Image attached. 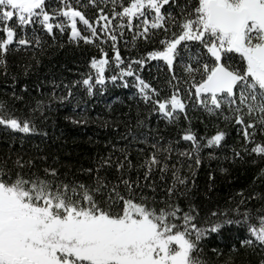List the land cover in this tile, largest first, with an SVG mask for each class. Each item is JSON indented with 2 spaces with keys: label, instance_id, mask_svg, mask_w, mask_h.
<instances>
[{
  "label": "trees",
  "instance_id": "1",
  "mask_svg": "<svg viewBox=\"0 0 264 264\" xmlns=\"http://www.w3.org/2000/svg\"><path fill=\"white\" fill-rule=\"evenodd\" d=\"M66 2L85 15L97 35L88 42L84 41L82 37L92 33L77 17L80 37H72L71 27L62 14L59 18L50 19L54 25L51 34L39 23L17 32L15 40L26 36L32 43L17 47L14 42L10 46L5 57L7 74L0 66V103L21 120L28 119L33 130L22 133L0 125V164H6L14 173L19 171L26 177L35 172L41 178L70 185L74 182L93 184L96 175L106 178V182L118 183L121 173L115 168V162L124 159L120 149H126L127 160L131 161L132 167L128 168L125 163L124 177L133 183L136 198L148 197V203L157 211L178 205L180 216L190 212L194 222L205 228L216 221L241 220L244 211H249L248 220L242 224L222 223L216 232L209 231L202 237L198 254L205 264H226L227 261L230 264H261L264 246L255 241L247 229L253 225L258 228V218L264 216V174H260L264 168V156L251 152V145L245 151L242 126L238 128L234 120L226 121L219 113L209 114L196 104L194 88L191 90L193 96L189 98V84L186 83L189 78L183 71V65L189 63L190 54L196 55L198 42H188L189 50L183 47L184 42L177 46L173 72H170L163 59H149L146 53L157 49L160 41L165 36L171 38L177 29L169 27L166 33L163 28L151 29L149 25V36L145 39L137 35L145 27L143 17H134L132 28L127 26L125 17L123 28H118L116 25L121 23V19L111 17V0H96L98 8L103 9L111 20L108 33L117 37L112 41L107 33L101 31L106 24L102 19L97 20L100 15L97 7L88 4V0ZM121 2L116 0V11H120ZM188 2L170 0L169 4L162 6V11L165 14L172 12L179 18L180 7ZM45 4L46 10L51 12L60 6V0H45ZM153 15L148 16L149 20ZM61 20L65 24L63 31L55 27ZM37 35L41 39L39 47L35 44ZM101 49L108 61L104 66L106 79L103 88L95 82L98 70L91 68L90 63L93 57L100 58ZM116 51L120 54L119 66L115 60ZM140 59H144L143 64L137 62ZM238 60L237 55L231 63L236 66ZM129 65L133 75L127 74ZM121 66L126 70L123 74L120 73ZM173 74L177 79L172 78ZM85 76L92 78V94L82 83ZM112 76L117 79H107ZM136 76L157 89L158 98L171 96L173 86L179 88L185 110H177V120L169 122L158 110H152V102L146 103L140 97ZM73 81L80 83L74 84ZM65 85L71 88V96ZM54 87L55 97L52 96ZM60 96L65 99L60 100ZM37 100L44 101L40 109L36 108ZM224 114H227V105ZM138 121L142 123L138 124ZM189 128L201 144L199 166L195 164L192 141L182 138L183 131ZM217 130L225 132L221 143L208 145L204 138ZM254 139L264 141L260 126L256 127ZM169 142L171 152L158 153L161 165L154 166L145 178L144 172L148 169L143 162L154 151L151 145L160 147L169 145ZM234 149L239 151L238 157L234 155ZM185 151L191 152L192 158L180 155ZM209 153H212L211 157ZM17 157L22 162L31 160L32 163L18 169L14 164ZM109 157L111 165L101 167V159ZM164 164L168 167L162 172ZM45 168H55L57 176L46 175ZM88 169L92 172L89 173ZM173 172L178 178L175 184ZM180 180L184 183H179ZM169 187H174L171 196ZM118 190L127 194L122 184ZM237 206L239 213L233 211ZM213 211L222 215H210ZM245 239L252 243L241 244Z\"/></svg>",
  "mask_w": 264,
  "mask_h": 264
},
{
  "label": "snow or ice",
  "instance_id": "2",
  "mask_svg": "<svg viewBox=\"0 0 264 264\" xmlns=\"http://www.w3.org/2000/svg\"><path fill=\"white\" fill-rule=\"evenodd\" d=\"M111 2V17L121 19V23L116 25L118 28H123L125 17L129 28L133 27L134 17H143L145 27L137 35L145 39L149 36V25L151 29L163 28L166 33L169 27L177 29L171 38L165 36L157 49L146 53L149 59H163L170 72H173L177 46L184 42L183 47L189 50L188 42H198L196 55L190 54L189 63L183 65V71L189 78L186 81L189 84V98H192L191 90L194 88L196 104L209 114L219 113L226 121L234 120L238 128L242 126L245 151L251 145V152L264 156V141L254 139L257 126L264 132V0H189L180 7L179 18L172 12L165 14L162 11V6L169 4L170 0H128L127 3L122 0L120 11H116V0ZM88 4L98 8L96 0H88ZM98 10L100 15L97 20L102 19L106 24L101 31L116 41V35L108 33V26L111 25L108 14L103 9ZM152 13L154 15L149 20L148 16ZM61 14L71 27L72 37H80L77 17L92 33L91 36L84 35V41L88 42L97 35L85 15L66 0H60V6L51 12L46 10L45 0H0V66L4 67L5 74V57L10 46L14 42L17 47L32 43L26 36L15 40L17 32L39 23L51 34L54 25L50 19L59 18ZM55 27L63 31L65 24L61 20ZM35 44L37 47L41 44L38 35L35 36ZM237 55L239 60L234 66L231 61ZM115 60L119 66L118 51L115 52ZM137 62L143 64L144 59ZM90 63L91 68L98 70L95 82L103 88L106 79L104 66L108 61L102 49L100 58L93 57ZM130 69L131 65L127 74L133 75ZM125 71L121 66L120 73ZM197 76L199 79H196ZM172 78L177 79L174 74ZM107 79L114 81L117 77ZM136 80L140 97L146 103L152 102V110H158L169 122L178 119L177 110H185L178 87L173 86L171 96L158 98L157 89L139 76H136ZM82 83L92 94L91 76H85ZM64 87L71 96L69 85ZM154 96L157 98L153 99ZM59 99L65 97L60 96ZM43 104V100H37L36 108L40 109ZM225 105L227 114H224ZM0 125L22 133L33 130L28 119L21 120L3 103H0ZM224 136V131L217 130L204 139L208 145H219ZM182 138L192 141L196 153L195 164L199 166L200 142L190 128L183 131ZM170 143L160 147L151 145L154 151L143 162L148 169L144 172L145 178L154 166L161 165L158 153L171 152ZM120 151L124 159L115 162V168L121 173L118 183L106 182V178L96 175L93 184L74 182L70 185L41 178L35 172L26 177L19 171L14 173L6 164H0V264H205L198 254L202 237L209 231L216 232L222 223L240 225L248 220L249 211L245 210L241 220L216 221L205 228L194 222L190 212L180 216L178 205H169L157 211L148 203V197L137 199L133 194V183L124 177L125 163L128 168L132 167V163L127 160L126 149ZM180 155L192 158L191 152L185 151ZM234 155L238 157L239 151L234 149ZM31 163V160L22 162L20 157L14 162L18 169ZM111 163L110 157L101 159V167ZM167 167L164 164L161 171L167 170ZM87 171L91 173L92 169ZM44 172L52 177L57 176L55 168H45ZM260 174H264V168ZM177 179L176 172H173L174 184ZM179 183L183 184L184 181L180 180ZM121 184L127 190L126 195L118 190ZM173 190L174 187L168 188L169 196ZM105 192L107 195H104ZM97 194L100 195L99 199ZM233 211L239 213V206ZM210 215L222 214L213 211ZM258 222V228L253 225L247 230L255 241L264 246V216H260ZM251 243L249 239L241 241L244 245ZM226 264H230V261Z\"/></svg>",
  "mask_w": 264,
  "mask_h": 264
}]
</instances>
